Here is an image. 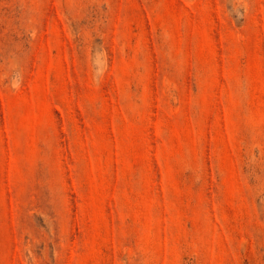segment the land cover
Segmentation results:
<instances>
[{"label":"rangeland","instance_id":"rangeland-1","mask_svg":"<svg viewBox=\"0 0 264 264\" xmlns=\"http://www.w3.org/2000/svg\"><path fill=\"white\" fill-rule=\"evenodd\" d=\"M0 264H264V0H0Z\"/></svg>","mask_w":264,"mask_h":264}]
</instances>
